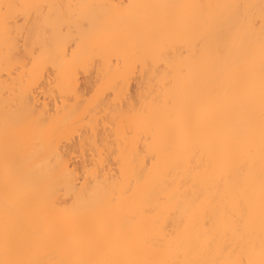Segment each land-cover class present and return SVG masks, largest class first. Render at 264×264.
<instances>
[{
	"label": "bare ground",
	"instance_id": "1",
	"mask_svg": "<svg viewBox=\"0 0 264 264\" xmlns=\"http://www.w3.org/2000/svg\"><path fill=\"white\" fill-rule=\"evenodd\" d=\"M0 264H264V0H0Z\"/></svg>",
	"mask_w": 264,
	"mask_h": 264
}]
</instances>
